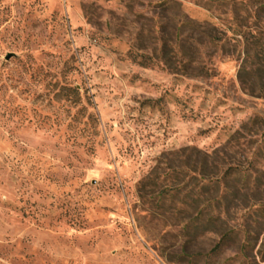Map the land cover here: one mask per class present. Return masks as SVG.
I'll return each instance as SVG.
<instances>
[{"label": "rangeland", "instance_id": "374dc122", "mask_svg": "<svg viewBox=\"0 0 264 264\" xmlns=\"http://www.w3.org/2000/svg\"><path fill=\"white\" fill-rule=\"evenodd\" d=\"M0 264H264V0H0Z\"/></svg>", "mask_w": 264, "mask_h": 264}, {"label": "trees", "instance_id": "16d2710c", "mask_svg": "<svg viewBox=\"0 0 264 264\" xmlns=\"http://www.w3.org/2000/svg\"><path fill=\"white\" fill-rule=\"evenodd\" d=\"M217 152V151H216ZM216 152L213 154L205 153L203 154L201 152L202 157H193L190 155L189 157V166L192 169L193 177L199 176L200 178H203L202 181H205L209 179V176H212V172L209 174L207 173V170L209 169V166L212 165V167H215L216 164H218V160L216 158ZM196 175V176H195ZM248 233V231H246ZM246 241L248 242L247 245H249L250 235L247 236ZM247 245L244 248H247Z\"/></svg>", "mask_w": 264, "mask_h": 264}, {"label": "water", "instance_id": "95a60500", "mask_svg": "<svg viewBox=\"0 0 264 264\" xmlns=\"http://www.w3.org/2000/svg\"><path fill=\"white\" fill-rule=\"evenodd\" d=\"M10 57H11V55H8V56H7V59H10Z\"/></svg>", "mask_w": 264, "mask_h": 264}]
</instances>
